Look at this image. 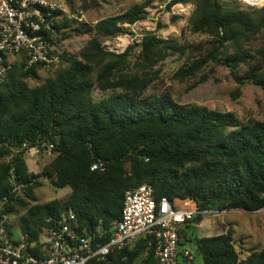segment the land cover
Here are the masks:
<instances>
[{
  "label": "trees",
  "instance_id": "1",
  "mask_svg": "<svg viewBox=\"0 0 264 264\" xmlns=\"http://www.w3.org/2000/svg\"><path fill=\"white\" fill-rule=\"evenodd\" d=\"M140 1L94 26L75 25L73 35H91L87 47L78 56L61 55L60 70L42 84L30 85L39 69L22 65L0 84V197L9 194L14 169L26 193L16 202L11 198L6 210L22 214L21 232L33 239L51 217L69 211L90 230L109 229L122 216L126 192L144 184L153 187L157 202L167 198L177 210L264 209V119L244 122L168 94L147 95L161 78V64L174 56H188L175 80H193L208 67L222 66L239 85L234 99L246 83L264 91V4L243 10L231 0H171L168 10L194 6L188 28L204 40L185 46L148 32L123 53L106 50L104 39L129 35L126 24L146 19L151 3ZM72 22L77 21L65 18L57 28L66 30ZM258 37L263 43L255 48ZM96 89L112 94L95 101ZM43 142L54 145L55 158L43 173H30L24 155L15 151ZM98 162L104 171L91 170ZM44 179L71 193L38 203L36 190ZM203 220L198 215L179 230V264H188L183 253L190 247L203 264H264V247L241 259L232 229L211 237L193 234ZM151 239L88 264H157L154 247L148 249Z\"/></svg>",
  "mask_w": 264,
  "mask_h": 264
},
{
  "label": "built area",
  "instance_id": "2",
  "mask_svg": "<svg viewBox=\"0 0 264 264\" xmlns=\"http://www.w3.org/2000/svg\"><path fill=\"white\" fill-rule=\"evenodd\" d=\"M66 4L67 0H0V84L15 65L25 70L47 69L57 62L62 38L57 25L64 20ZM53 150V144L43 142L33 146L25 143L15 152L24 155L28 164L27 160ZM91 170L104 171L105 165L95 163ZM11 173L9 194L0 197V264H88L149 238L154 239L148 242V249L154 247L157 264H179L181 227L198 215L219 216L225 212L177 210L167 198L157 202L153 187L144 184L126 192L122 216L109 229L100 226L90 230L69 211L60 219L51 217L48 225L39 229L37 239L22 232L15 238L12 213L6 209L11 198L16 202L26 191L15 181L14 169ZM183 257L192 264L194 256L189 250Z\"/></svg>",
  "mask_w": 264,
  "mask_h": 264
},
{
  "label": "rangeland",
  "instance_id": "3",
  "mask_svg": "<svg viewBox=\"0 0 264 264\" xmlns=\"http://www.w3.org/2000/svg\"><path fill=\"white\" fill-rule=\"evenodd\" d=\"M150 6L145 10L146 19L134 25L126 24L131 34L121 35L113 39H104L102 45L106 50L114 53H123L129 45L140 42L145 33L152 32L163 39H175L181 45H191L205 39V36L193 35L188 28V19L194 10L192 4L176 5L168 10L167 5L171 0H148ZM140 0H67L66 12L63 19L75 20L70 28L63 30L62 34H72L70 38L61 39L59 46V59L50 68L39 69L36 79H29L32 86L42 84L54 72L60 70L61 55L69 54L78 56L88 45L91 35H73L75 25L94 26L98 21L120 15ZM237 8L249 9L244 0H231ZM257 4V3H255ZM87 8H84V6ZM173 16H179V20H173ZM62 19V20H63ZM61 20V21H62ZM129 36V37H128ZM63 37V36H62ZM127 37V44L123 50L117 47L122 45L121 38ZM263 39L258 37L253 46L260 47ZM116 45V46H115ZM188 62V56L180 59L174 56L161 64V78L147 92V95H170L174 100L182 104H197L206 106L211 110L224 113H233L241 121L264 119V91L254 84L246 83L241 87L240 96L233 97L239 85L235 82L228 68L222 66L208 67L198 78L187 81L175 80V74ZM158 69V67L156 68ZM205 77L206 81L201 82ZM201 82V83H199ZM111 92L95 90L94 100L100 101L109 97ZM55 154L49 153L40 155L37 158L29 159L27 164L29 172L41 174L46 167L54 160ZM71 192L70 188L60 190L52 186L49 179L43 180V186L36 190L38 203L44 204L53 200H63ZM18 212L11 214V223L14 237L21 235L20 216ZM229 229L233 230V239L241 259H245L252 251L264 247V210L248 212L240 209L226 210L219 216L207 215L198 226L192 231L198 237H211L225 234ZM193 253L195 264H203L202 258L197 255L195 247H190ZM180 263L184 264L180 259Z\"/></svg>",
  "mask_w": 264,
  "mask_h": 264
},
{
  "label": "bare ground",
  "instance_id": "4",
  "mask_svg": "<svg viewBox=\"0 0 264 264\" xmlns=\"http://www.w3.org/2000/svg\"><path fill=\"white\" fill-rule=\"evenodd\" d=\"M249 2H251V3H263L264 4V0H249ZM177 8H182V6L179 5V6H177ZM121 40H122L123 44L117 47L118 50H123L127 44V37L121 38Z\"/></svg>",
  "mask_w": 264,
  "mask_h": 264
},
{
  "label": "crops",
  "instance_id": "5",
  "mask_svg": "<svg viewBox=\"0 0 264 264\" xmlns=\"http://www.w3.org/2000/svg\"><path fill=\"white\" fill-rule=\"evenodd\" d=\"M70 193H71V192H70ZM70 193H69V194H70Z\"/></svg>",
  "mask_w": 264,
  "mask_h": 264
}]
</instances>
